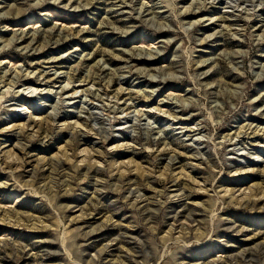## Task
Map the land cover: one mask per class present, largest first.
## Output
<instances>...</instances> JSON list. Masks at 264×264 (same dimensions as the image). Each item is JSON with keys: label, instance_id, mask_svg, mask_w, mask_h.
<instances>
[{"label": "rangeland", "instance_id": "374dc122", "mask_svg": "<svg viewBox=\"0 0 264 264\" xmlns=\"http://www.w3.org/2000/svg\"><path fill=\"white\" fill-rule=\"evenodd\" d=\"M0 264H264V0H0Z\"/></svg>", "mask_w": 264, "mask_h": 264}, {"label": "bare ground", "instance_id": "6f19581e", "mask_svg": "<svg viewBox=\"0 0 264 264\" xmlns=\"http://www.w3.org/2000/svg\"><path fill=\"white\" fill-rule=\"evenodd\" d=\"M98 133H100V134L104 133V130L100 128V129H98Z\"/></svg>", "mask_w": 264, "mask_h": 264}]
</instances>
